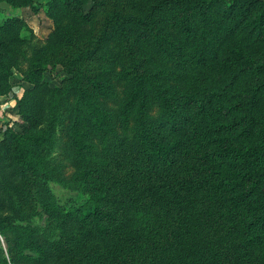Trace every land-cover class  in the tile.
I'll list each match as a JSON object with an SVG mask.
<instances>
[{"label":"trees","instance_id":"trees-1","mask_svg":"<svg viewBox=\"0 0 264 264\" xmlns=\"http://www.w3.org/2000/svg\"><path fill=\"white\" fill-rule=\"evenodd\" d=\"M0 1L52 20L33 57L73 44L14 97L0 264H264V0Z\"/></svg>","mask_w":264,"mask_h":264},{"label":"rangeland","instance_id":"rangeland-1","mask_svg":"<svg viewBox=\"0 0 264 264\" xmlns=\"http://www.w3.org/2000/svg\"><path fill=\"white\" fill-rule=\"evenodd\" d=\"M49 0H41L46 3ZM91 5L85 7L89 10ZM15 15L23 16L27 19L32 31L26 30L18 21L12 20ZM16 22V23H14ZM53 26L52 20L46 16L43 10L33 13L30 8H13L0 1V35H5L8 46L11 49L7 51L9 56H14L17 60V65L13 68V75L9 79L11 88L0 94V143L7 142V133L9 128H13L18 132H23L27 127V122L19 112L15 96L21 97L25 90L32 87V84L24 80L23 71L28 68L30 59L38 61L41 65L46 66L43 73V79L55 85L61 82L60 76L64 73L62 59L65 54L73 48L72 43H68L61 48L45 47L42 51L33 57V51L37 39L44 40ZM35 33L34 38L30 35ZM40 45V44H39ZM42 47V46H41ZM17 49V51H15ZM25 50L24 55H19L18 52ZM253 53L254 57L261 55L259 47L248 49ZM58 191H60L58 189ZM40 222V218H38ZM2 246L6 247V242L3 236L0 235Z\"/></svg>","mask_w":264,"mask_h":264}]
</instances>
